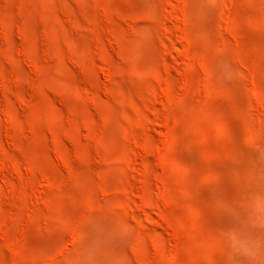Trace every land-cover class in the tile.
<instances>
[{
    "label": "rangeland",
    "instance_id": "374dc122",
    "mask_svg": "<svg viewBox=\"0 0 264 264\" xmlns=\"http://www.w3.org/2000/svg\"><path fill=\"white\" fill-rule=\"evenodd\" d=\"M263 22L0 0V264H264Z\"/></svg>",
    "mask_w": 264,
    "mask_h": 264
},
{
    "label": "bare ground",
    "instance_id": "6f19581e",
    "mask_svg": "<svg viewBox=\"0 0 264 264\" xmlns=\"http://www.w3.org/2000/svg\"><path fill=\"white\" fill-rule=\"evenodd\" d=\"M260 19V16L258 17V19L257 20H259ZM264 23V22H263ZM259 24V23H258ZM261 25V24H260ZM262 27V26H261ZM264 27V26H263ZM260 75H264V69L261 71V73H260ZM262 78V77H261ZM263 86H264V84H263ZM255 90H256V92L258 93V95L260 96V97H262L263 99H264V89L262 88V86H261V83H259L256 87H255ZM209 259V258H208ZM174 260V259H173ZM210 260V259H209Z\"/></svg>",
    "mask_w": 264,
    "mask_h": 264
}]
</instances>
